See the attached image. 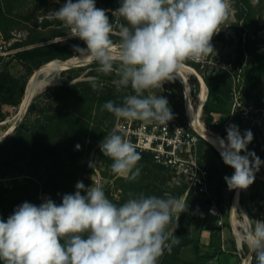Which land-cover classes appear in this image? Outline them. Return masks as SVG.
Listing matches in <instances>:
<instances>
[{"label": "rangeland", "instance_id": "rangeland-1", "mask_svg": "<svg viewBox=\"0 0 264 264\" xmlns=\"http://www.w3.org/2000/svg\"><path fill=\"white\" fill-rule=\"evenodd\" d=\"M65 2L0 0V25L16 47L29 50L40 46L46 49L64 46L74 38H67L68 29L65 25L59 20H49L47 13L58 10ZM95 2L98 8L107 10L114 26L126 24L122 17L113 13L121 0ZM219 30L211 40L213 53L199 62L188 60L183 63L194 69L196 65H201L203 74L200 75H204L208 81V110L203 112L202 121L210 131L226 140L229 125L238 126L243 135L258 121L262 122L255 132L251 131L254 138L247 146L248 151L254 152L262 163L255 174L254 183L243 189L241 194L242 207L237 211V218L245 224L238 227L243 234L256 220L264 221V207L262 211L258 208L264 200V0H230L227 18ZM111 38L114 46H117L118 34H113ZM59 54L64 56L70 52ZM97 67V63L93 62L67 71H52L48 76L49 84L35 96L27 113L19 121V106H4L5 120L0 122V137L13 124L17 125L8 140L0 139V143L7 140L0 146V218L6 221L15 208L24 202L39 206L45 199H51L60 204L64 194L75 193V185L79 181L85 187L93 183L102 184L107 198L117 205L124 203L129 193L158 197L171 195L185 204L186 210L179 215L178 227L174 232L180 243L173 247L170 254L165 252L159 264H205L206 256L199 255V242L190 234L202 201L187 195L188 185L182 175L156 162L152 154L139 151L142 158L137 167L141 173L137 180L128 181L111 172L112 160L103 156L98 145L106 134L113 131L118 118L102 110V106L108 101L121 104L124 95L131 91L127 88L117 92L112 83L114 74L103 75L96 71ZM5 70L21 81L18 92H23L25 96L32 75L25 68V63L19 59V62L7 64ZM45 76L40 75L42 79ZM93 78H96L95 88L92 86ZM190 84V99L196 103L200 81L191 76ZM62 86H66V89L59 90ZM163 88L172 89L175 96L183 97L186 110L185 86L178 79L151 90L156 96L166 97L169 106L173 105ZM181 107L180 100L174 108L181 113ZM192 129L202 136L197 129ZM203 139L205 142H200L198 154L201 164L210 171L212 186V179L220 172L206 164L201 147L208 148L217 157L219 155ZM76 145H80L79 150ZM90 163L95 166L90 167ZM224 168L227 170L226 175L214 187L213 200L219 206L222 199L223 205L219 210L233 227L230 212L237 189L225 191L227 185L224 177H230L234 169L227 165ZM175 221L176 215L170 229L174 227ZM248 257H251L252 262L254 256L243 243L236 264H243Z\"/></svg>", "mask_w": 264, "mask_h": 264}, {"label": "clouds", "instance_id": "clouds-1", "mask_svg": "<svg viewBox=\"0 0 264 264\" xmlns=\"http://www.w3.org/2000/svg\"><path fill=\"white\" fill-rule=\"evenodd\" d=\"M229 9L230 0H121L113 13L126 24L114 26L107 10L98 8L95 0H66L47 17L65 25L67 38L86 45H73V49L97 63V72L114 74L117 92L131 88L121 104L108 101L102 110L119 119L168 124L174 118L168 100L151 90L173 81L184 61L199 62L214 52L211 40ZM113 34L119 36L116 51ZM92 86H97L96 78ZM226 132V140L216 138L224 164L234 169L224 180L229 190L247 189L262 163L247 148L253 133L246 130L241 135L234 124ZM98 146L103 156L112 160L113 174L137 180L142 157L133 143L114 129ZM75 188L74 194L63 195L60 204L51 199L39 206L24 202L6 221L0 218V262L159 264L165 252L170 254L180 243L174 232L186 206L177 197L129 193L128 199L117 205L107 198L102 184L85 187L79 181ZM174 215L175 225L170 229ZM240 239L255 264H264V221L256 220Z\"/></svg>", "mask_w": 264, "mask_h": 264}, {"label": "built area", "instance_id": "built-area-1", "mask_svg": "<svg viewBox=\"0 0 264 264\" xmlns=\"http://www.w3.org/2000/svg\"><path fill=\"white\" fill-rule=\"evenodd\" d=\"M26 49L13 46L0 25V73L5 70L7 64L19 62L18 54ZM163 91L173 101L170 108L174 118L168 124H146L138 120L118 118L113 130H117L125 139L133 143L137 151L152 154L156 162L171 167L182 175L188 185L187 195L190 194L203 203H210L212 205L210 213L221 217L222 213L211 197L210 171L201 164L198 154L202 136L183 125L182 114L174 108L182 98L175 96L172 89L163 88Z\"/></svg>", "mask_w": 264, "mask_h": 264}, {"label": "bare ground", "instance_id": "bare-ground-1", "mask_svg": "<svg viewBox=\"0 0 264 264\" xmlns=\"http://www.w3.org/2000/svg\"><path fill=\"white\" fill-rule=\"evenodd\" d=\"M117 48L114 46V51H116ZM94 61L91 60V58H85L84 56H76L72 58L71 61L68 63H61L58 60H52L48 63H45L42 65L38 70H36L30 77L26 91L25 96L20 104V107L18 109V115L17 120H21L25 114L27 113L28 109L30 108V104L32 103L35 96L42 90L45 86L49 84L48 82V76L52 71H65L69 66H74V68L82 67L84 65H88L89 63H93ZM70 70V69H69ZM67 71V70H66ZM45 74V78H41L40 75ZM43 76V75H42ZM191 76H195L200 81V92L198 95V100L196 103H194L190 99V90H191V84H190V78ZM175 78L178 79L184 86L186 91V115L188 118L189 124L197 129L199 133L216 149L218 150V145L216 138L218 136L217 134L210 131L207 126L202 121V114L204 110V106L208 99V89L207 84L204 80V78L200 75V73L194 69L193 67L182 64L181 67L177 70ZM50 87V86H49ZM17 125V124H16ZM16 125H12L9 129V131L0 139H4L8 134L13 132L15 130ZM219 151V150H218ZM243 189H237L235 193V197L233 200V206L231 210V222L233 224V229L235 230V233L238 237L239 245H242L241 242V235L242 233L238 229L239 226H245L243 222H241L237 218V211L241 209V194ZM247 219V217H246ZM251 257H248L244 260L243 264H251Z\"/></svg>", "mask_w": 264, "mask_h": 264}, {"label": "crops", "instance_id": "crops-1", "mask_svg": "<svg viewBox=\"0 0 264 264\" xmlns=\"http://www.w3.org/2000/svg\"><path fill=\"white\" fill-rule=\"evenodd\" d=\"M207 165L215 168L218 176L212 179L211 197L214 198V187L220 181L224 174L226 175L225 164L222 157H217L208 148L201 147ZM222 174V175H221ZM227 185V184H225ZM226 186L224 190L226 191ZM223 196V199H225ZM217 204V203H216ZM217 205L218 209L222 207V199ZM211 204L204 205L193 221L190 234L193 239L198 240L199 255L206 256L205 264H236L242 245H239L235 230L227 222L222 214L221 217L210 213ZM222 213V212H221Z\"/></svg>", "mask_w": 264, "mask_h": 264}, {"label": "trees", "instance_id": "trees-1", "mask_svg": "<svg viewBox=\"0 0 264 264\" xmlns=\"http://www.w3.org/2000/svg\"><path fill=\"white\" fill-rule=\"evenodd\" d=\"M117 40L119 41V38H117ZM73 45H78L81 48L85 47L84 43L81 40L74 38V39L68 40L64 46H61V47H58L55 49H46L43 46L36 47L34 49H29V50L26 49L25 51L18 54L17 57H18V59L22 60L25 63V68L27 69V71H29L31 74H33L34 70L35 71L38 70L42 65H44L45 63H48L52 60L62 58L63 59L62 61H65V60H69L71 58H74L76 56H80L81 54L78 52H76L73 55V53L75 52L73 49ZM61 52H70V54L62 56L61 54H59ZM185 62H188V60H186ZM195 68L200 74H203L201 65H196ZM203 78L207 84L208 81H207L206 77H204V75H203ZM20 82L21 81L19 79L14 78L7 70H4L0 73V122L5 120L4 106H13V107L19 106L20 107V104L24 98L23 92H18L19 91L18 89L20 88L19 87ZM76 86H79V84H77ZM22 88H24V87H22ZM63 89H66V86L59 87V90H63ZM129 89H130V91H132L130 87H129ZM145 95H147V93H145ZM181 101H182L181 114L183 116L182 123L188 129H192L190 127V125L188 124V120L186 118V110H185V106H184L183 97H182ZM207 110H208V103L206 102L203 112H205ZM257 123L261 124L262 122L258 121ZM258 124H254V126L249 128V130L255 132L256 129L258 128ZM200 139H201V141L205 142V140L203 138L200 137ZM6 141L1 142L0 146L4 145L6 143ZM216 152L218 155H220V153L217 150H216ZM262 160L264 161V158H262ZM207 204H210V203H207V202L203 203L202 202L201 209L204 207V205H207ZM263 207H264V200H262L258 205V208L261 211H262ZM2 263L3 262H0V264H2ZM252 264H255L254 258H253Z\"/></svg>", "mask_w": 264, "mask_h": 264}, {"label": "water", "instance_id": "water-1", "mask_svg": "<svg viewBox=\"0 0 264 264\" xmlns=\"http://www.w3.org/2000/svg\"><path fill=\"white\" fill-rule=\"evenodd\" d=\"M72 60V58L71 59H69V60H65V61H60L61 63H68L69 61H71ZM72 68H74V66H69L66 70H69V69H72ZM31 105V104H30ZM16 129V128H15ZM14 131V130H13ZM12 133V132H11ZM10 133V134H11ZM10 134H8L4 139H2V140H5V139H7V138H9V136H10ZM202 138H203V136H202ZM218 151V150H217ZM219 152V151H218ZM220 153V152H219Z\"/></svg>", "mask_w": 264, "mask_h": 264}]
</instances>
